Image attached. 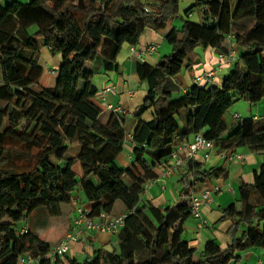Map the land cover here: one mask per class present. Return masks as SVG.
I'll return each instance as SVG.
<instances>
[{"label": "trees", "instance_id": "1", "mask_svg": "<svg viewBox=\"0 0 264 264\" xmlns=\"http://www.w3.org/2000/svg\"><path fill=\"white\" fill-rule=\"evenodd\" d=\"M193 10L200 24L185 21L166 33L170 55L156 66L136 64L140 82L148 86L138 116L152 111V119L139 120L134 163L124 169L117 159L127 142L125 119L112 114L103 122L93 78L118 71L123 48L137 45L145 31H165L179 14L180 0H0V264L23 258L37 264H240V253L264 251V163L254 183L240 187L239 204L223 211L221 222L233 223L231 244L222 249L209 243L198 261L186 239L189 201L166 208L139 203L146 184L158 178L156 170L192 134L213 141L218 152H264V119H242L234 130L224 122L236 102L264 99V0H195L188 16ZM230 36L238 61L222 86L195 84L175 98V78L193 65L196 50L227 53ZM40 41L63 57L54 86L41 84ZM153 134L163 140L158 150L147 147ZM73 148L78 152L69 156ZM192 167L193 174L184 170L181 196L190 197L194 178L226 175L201 171L199 161ZM76 190L95 205L93 219L113 217L121 204L124 227L113 250L95 249L83 261L68 253L53 262L55 246L30 221L36 215L64 216ZM23 222L30 228L19 230Z\"/></svg>", "mask_w": 264, "mask_h": 264}, {"label": "crops", "instance_id": "2", "mask_svg": "<svg viewBox=\"0 0 264 264\" xmlns=\"http://www.w3.org/2000/svg\"><path fill=\"white\" fill-rule=\"evenodd\" d=\"M2 1L6 2L9 0ZM41 1L45 4H49L51 2V0ZM172 28L173 23H171L165 31H145L137 45H127L123 48L118 57V71L108 73L99 72L93 78V82L99 90L96 102L102 109L103 122L106 123L113 114L107 109V106L113 105L122 109L121 115L125 119L124 122L127 142L123 153L117 160L119 165L124 169L133 166L134 163V146L132 144V138L133 133L139 124V120L136 119L139 109L143 105L148 93L147 84L140 82L139 76L136 73V64L138 62H145L151 66H156L162 57L170 55L172 47L166 42L165 35ZM164 44H168L170 47L169 52H166V54H164V51H160L161 46ZM150 45H156L157 51L149 53L147 48ZM226 46L230 48L231 43L227 41ZM62 62L63 57L61 54L52 55L45 46H41L39 66L44 70V74H52L56 76V72L61 68ZM217 63L218 54L214 49L198 48L193 57V65H185L181 74L175 78V82L180 87V92L177 93V95L181 96L185 94L192 86L195 85L194 78L196 76H199L206 71L216 69ZM234 66L235 65L223 70H217L216 79L213 85L218 87L222 86L224 78L221 77L229 73ZM87 67L90 68L91 65H87ZM107 87H114L115 92L103 94L102 91ZM252 106L253 107H250V111L246 112V115L248 113L250 114L249 117L247 115L242 118L238 114L235 115H238L241 120L246 118H253L254 120L264 119V101L262 100ZM147 113H145L143 117H145ZM235 115L232 116L233 121L231 123L226 122L224 117V122L230 130H234L238 126V121L234 119ZM127 119H130L131 121L128 122ZM196 135L197 134L190 135L188 141L184 144L192 143ZM147 147H149V145ZM235 153L243 156V161L229 162L219 158L217 155H214L211 161L207 164H204L201 160H199V163L202 165L201 171L212 169L214 171L223 170L226 175H211L204 178V180L201 178H194L195 180H192L194 184L192 191L195 194H199L205 189L214 190V202L210 206H205L202 210V219L205 221L204 227L201 228L200 221L194 219L193 217H190L185 223L186 239L189 241L190 246L195 250V261L199 260L200 253L203 251L205 246L211 242L216 243L222 249H226L231 244L229 231L232 228L233 223L232 221L221 222V219L224 216L223 211L233 204H239L238 200L240 187L243 184H253L254 173L259 169L260 165L264 163V152L252 153L247 148H242L238 149ZM79 165L80 164H76L73 170L77 177L81 179L83 171L81 165L80 167ZM156 172L158 178L149 188H145V193L141 196L139 202L141 206L151 203L155 207L166 208L176 206L184 200L187 202L189 201L190 204L189 196H181V192L183 190L182 178L185 173L184 170H180L167 177L163 174L160 167L156 170ZM217 188L220 190L215 191ZM178 190L180 191V197L175 195V192ZM82 206H85L87 209H94L95 205L87 202L82 193L78 192L77 195L73 194L72 203L69 209H64L65 214L60 217V219L63 218L62 222L59 221V218H49L44 215H36L35 219L33 218L30 221L33 222L31 229L41 238L42 236L40 235L41 232L39 230L42 228V225L46 228L47 224L48 228L54 229L56 231L55 235L58 233L57 227L60 228L58 229L60 230L58 240L51 243L54 247L71 231L73 221L76 217V209ZM117 206L118 212L115 213L113 217L126 215L123 207L121 205ZM113 217H109L108 219L102 217L101 219L96 218L93 220L96 223H106ZM25 228L28 229L30 227L26 226ZM117 236L118 235H110L108 233L88 232L77 243L72 245L68 257L82 261L80 259L81 257H87L88 253L93 254L95 249L113 250V248H116L118 245ZM253 249L245 253H240V257L246 262L245 264H251V262L254 261L255 251H253ZM254 264H261V261L259 260V262H255Z\"/></svg>", "mask_w": 264, "mask_h": 264}, {"label": "built area", "instance_id": "3", "mask_svg": "<svg viewBox=\"0 0 264 264\" xmlns=\"http://www.w3.org/2000/svg\"><path fill=\"white\" fill-rule=\"evenodd\" d=\"M192 14H190V17ZM233 36H230L228 42H231ZM149 53H154L157 51L156 45H150L147 48ZM134 53V50H133ZM238 61V54L234 48H231L227 53L218 54V63L216 69L206 71L199 76L194 78V83L197 85H208L214 84L216 79L217 70H223L233 66ZM115 92L114 87H107L102 91L103 94ZM107 109L113 114H122V109L120 107H115L113 105L107 106ZM236 121H240L238 115L234 116ZM217 155L219 158L229 161V162H241L243 161V156L237 153L229 152H218L213 141L206 139L202 134H197L192 143L179 144L175 147L171 159L168 164H163L160 166L163 174L167 177L169 175L175 174L180 170H185L193 174V164L195 161L201 160L202 163L207 164L211 161L212 157ZM190 174V175H191ZM192 177V175H191ZM156 180L150 181L146 184L145 188H149L154 184ZM217 188L215 191H219ZM213 192L214 190L205 189L199 194H195L193 191L190 196V206H191V216L200 221V227H204L205 221H203L202 210L205 206H210L213 202ZM126 215H120L113 217L109 222L106 223H96L93 218L90 217L88 211H85L83 207H78L76 209V217L73 221L71 231L64 237V239L55 245L52 249L49 258L55 262L58 257L61 258L70 252L72 245L77 243L86 233L91 231H96L100 233H108L110 235H119L120 231L124 227ZM26 232V229L21 231ZM19 264H37L31 258H23L20 260Z\"/></svg>", "mask_w": 264, "mask_h": 264}, {"label": "rangeland", "instance_id": "4", "mask_svg": "<svg viewBox=\"0 0 264 264\" xmlns=\"http://www.w3.org/2000/svg\"><path fill=\"white\" fill-rule=\"evenodd\" d=\"M45 1H48V0H45ZM20 2L27 3L28 1L27 0H22ZM194 5H195V0H180V11H179L178 16L172 22L173 23V27L181 29L185 21H189V22L196 23V24H200L201 23L198 11H194L193 10L192 11V16L191 17L188 16V12L192 9V7ZM42 43L43 42L40 41V45L41 46H42ZM169 50H170V47L168 46V44H164L160 48V51L161 52L164 51V54H166V52L168 53ZM231 72H232V70L229 73H227L226 75H224L225 77L222 76L221 78H224V80H225L227 77L230 76ZM97 73H99V72H97ZM41 81H42V85L45 86V87L54 86V84L56 83V76H54L52 74L48 75V74H44L43 73V75L41 77ZM175 98H178L177 94L175 95ZM263 101H264V99H263ZM250 107H253V106L250 105L249 103L245 102L244 100H240V101L236 102L232 106V108L227 112V114L225 116L226 122L231 123L233 121L232 116L235 115V114L240 115L242 118L246 117L247 115L249 117L250 114L248 113L246 115V112L250 111ZM136 119H138V120L142 119V120L148 122L149 120L152 119V111H149L145 117L140 118L139 116H137ZM127 120H128V122L131 121L130 119H127ZM162 144H163L162 138L160 136L156 135V134H153L152 140L150 138V140L148 141V145H149L148 149L149 150H158L162 146ZM77 152H78V150L76 148H73V150H70L68 154H69V156H76ZM79 167H80V165H79ZM179 192H180L179 190L177 192H175V195L178 196V197H180L179 196ZM77 193H78V190H76L73 194L77 195ZM179 200H180V198H179ZM182 203H187V201L184 200V201H182ZM119 205H121V204H119ZM82 207H83V209L85 211H88L89 214L92 213L93 209H87L85 206H82ZM66 209H68V208L65 207V210ZM62 220H63V218H61L59 221L62 222ZM26 226H29V224L27 222L26 223L23 222V223L18 224L17 227L20 230V229H22V228H24ZM58 229H60V228L57 227L58 233L55 235L56 231L54 229L48 228L47 224H46V228H45V226L42 225V228L39 230L41 232L40 235L42 236L41 239L46 241V242H49V243H54L55 241L58 240V238L60 236L59 235L60 234V230H58ZM91 232H96V231H91ZM253 251H255V259H254V261L251 262V264H254L255 262L257 263V262H259V260L261 261V264H264V251L261 248H254ZM88 255H91V253H88ZM240 255L241 254H239V256ZM85 258L86 257H84V258L81 257L80 259L83 261ZM245 263L246 262L244 260H241L240 264H245Z\"/></svg>", "mask_w": 264, "mask_h": 264}]
</instances>
